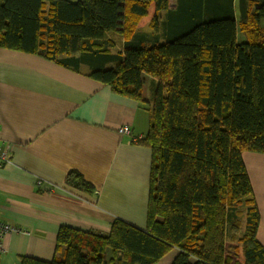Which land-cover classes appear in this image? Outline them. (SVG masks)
<instances>
[{"label": "trees", "instance_id": "1", "mask_svg": "<svg viewBox=\"0 0 264 264\" xmlns=\"http://www.w3.org/2000/svg\"><path fill=\"white\" fill-rule=\"evenodd\" d=\"M260 3L240 0L237 21L234 0H178L175 8L169 0H0V49L75 68L86 62L96 66L90 77L140 102L144 74L157 81L149 131L138 141L153 153L147 229L120 219L108 235L62 227V258L23 257L21 264H155L175 248L173 264H264L243 160L245 151L264 154ZM151 4L155 27L158 13L167 11L165 40L136 42L138 21ZM239 28L245 41H238ZM108 33L126 38L123 53L106 51ZM107 62L114 66L98 67ZM67 182L93 190L78 171ZM242 204L248 209L237 238L241 222L233 216L240 217Z\"/></svg>", "mask_w": 264, "mask_h": 264}, {"label": "crops", "instance_id": "2", "mask_svg": "<svg viewBox=\"0 0 264 264\" xmlns=\"http://www.w3.org/2000/svg\"><path fill=\"white\" fill-rule=\"evenodd\" d=\"M239 1L234 0L237 21ZM255 1L259 7L261 0ZM177 5L178 0H169L170 8ZM158 15L155 27L151 4L138 21L136 42L165 40L167 11ZM239 33L238 41H245ZM125 39L108 33L106 51L123 53ZM113 66L107 62L98 67ZM94 67L82 61L76 68L64 66L40 55L0 49V140L11 152L10 161L0 163V217L26 232L5 236L0 264H21L23 257L62 258L65 248L57 240L62 227L108 235L120 219L147 229L153 153L132 138L149 131L148 106L157 81L144 74L146 103L140 102L90 77ZM124 125L132 129L130 136L118 132ZM243 160L260 215L257 239L264 246V154L245 151ZM71 171H78L93 190L69 184ZM243 207L245 211L237 207L239 218L233 216V222H241L237 238L245 229L248 207ZM179 253L175 248L155 264H173Z\"/></svg>", "mask_w": 264, "mask_h": 264}, {"label": "built area", "instance_id": "3", "mask_svg": "<svg viewBox=\"0 0 264 264\" xmlns=\"http://www.w3.org/2000/svg\"><path fill=\"white\" fill-rule=\"evenodd\" d=\"M118 132L122 135H128L130 136L132 134V129L130 126L124 125L120 126L118 128ZM133 141L138 142L142 139V137H133ZM11 159V152L9 151V148L5 147L4 144L0 140V163L9 162ZM42 182L39 181V184ZM9 233H26L24 230L14 227L6 222H4L0 217V254L5 252L4 247V239L5 236Z\"/></svg>", "mask_w": 264, "mask_h": 264}, {"label": "rangeland", "instance_id": "4", "mask_svg": "<svg viewBox=\"0 0 264 264\" xmlns=\"http://www.w3.org/2000/svg\"><path fill=\"white\" fill-rule=\"evenodd\" d=\"M263 30H264V25L261 27ZM239 37H240V39H245L246 38V35H245V32L241 29V28H239ZM146 93L148 94V88L146 89V91H145V95H146ZM243 206H245V204H242L241 206H239L238 207V209L239 210H242V208H244V211H245V209H246V207H243ZM232 242V241H231ZM229 243V242H228ZM110 252V251H109Z\"/></svg>", "mask_w": 264, "mask_h": 264}]
</instances>
